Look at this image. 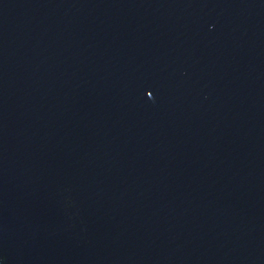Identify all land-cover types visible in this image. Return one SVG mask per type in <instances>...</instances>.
I'll return each mask as SVG.
<instances>
[{
  "label": "water",
  "instance_id": "water-1",
  "mask_svg": "<svg viewBox=\"0 0 264 264\" xmlns=\"http://www.w3.org/2000/svg\"><path fill=\"white\" fill-rule=\"evenodd\" d=\"M0 264H264V0H0Z\"/></svg>",
  "mask_w": 264,
  "mask_h": 264
}]
</instances>
